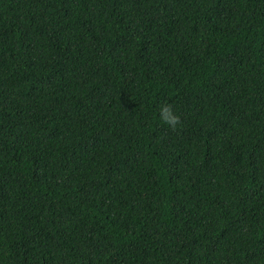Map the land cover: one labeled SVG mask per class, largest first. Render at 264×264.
I'll return each instance as SVG.
<instances>
[{
    "label": "trees",
    "instance_id": "16d2710c",
    "mask_svg": "<svg viewBox=\"0 0 264 264\" xmlns=\"http://www.w3.org/2000/svg\"><path fill=\"white\" fill-rule=\"evenodd\" d=\"M0 264H264V0H0Z\"/></svg>",
    "mask_w": 264,
    "mask_h": 264
},
{
    "label": "clouds",
    "instance_id": "9594fccd",
    "mask_svg": "<svg viewBox=\"0 0 264 264\" xmlns=\"http://www.w3.org/2000/svg\"><path fill=\"white\" fill-rule=\"evenodd\" d=\"M159 120L169 128H176L180 123L179 114L173 110L169 103H162L158 110Z\"/></svg>",
    "mask_w": 264,
    "mask_h": 264
}]
</instances>
